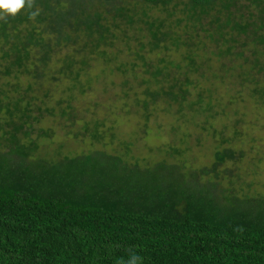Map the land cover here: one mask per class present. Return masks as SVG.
<instances>
[{
    "label": "trees",
    "instance_id": "trees-1",
    "mask_svg": "<svg viewBox=\"0 0 264 264\" xmlns=\"http://www.w3.org/2000/svg\"><path fill=\"white\" fill-rule=\"evenodd\" d=\"M65 2L36 0L35 19L24 10L0 20V264H121L131 253L142 264H264V195L217 188L234 149H217L210 166L185 169L165 158L130 160V142L122 140L127 150L116 154L54 159L39 148L52 133L42 121L54 111L45 82L66 80L84 92L97 77L94 61L123 73L140 60L149 103L166 96L177 118L191 119L211 104L204 100L211 88L194 73L211 55L236 56L248 66V97L264 109V0H142L140 9L117 6L111 16L87 0ZM203 38L214 44L208 55ZM123 50L131 59L114 61ZM191 84L195 99L186 101ZM68 100H57L67 101L57 114L73 119ZM142 103L147 116L148 99ZM80 127L74 133L92 143L115 137L96 117ZM170 147V157L182 153Z\"/></svg>",
    "mask_w": 264,
    "mask_h": 264
},
{
    "label": "rangeland",
    "instance_id": "rangeland-1",
    "mask_svg": "<svg viewBox=\"0 0 264 264\" xmlns=\"http://www.w3.org/2000/svg\"><path fill=\"white\" fill-rule=\"evenodd\" d=\"M59 1L62 2V6H68L65 4L66 0ZM87 3L92 10L97 8L104 15L110 16L113 15V9L117 6L127 7L126 9L133 11L145 6L142 0L104 2L87 0ZM152 12L157 13V10L153 8L150 13ZM201 35L202 32L200 37ZM202 41L208 44L203 50L207 55L210 54L213 42H210L208 38H203ZM116 43L121 44L120 39H116ZM129 43L133 41L130 40ZM240 50L241 48L238 47L234 49L236 52ZM243 51L246 55L250 53L247 48ZM125 53L126 51L123 50L114 61L131 59V56ZM200 53L204 55L203 52ZM209 58L206 65L200 67L194 75L195 80H200L205 83V86L211 88V91L204 95L205 102L210 99L211 104L208 111L191 119L177 118L179 115L177 106L166 96L156 95L155 101L149 103L152 97L145 96L146 85L141 82V78L148 74H144L140 60H135L137 65L133 66V72L129 71L127 65V71L123 72L124 74L116 71L113 73L109 67L104 66L105 63L103 65L101 62L94 61L91 66V75L97 77L91 81L90 87L85 88L84 92L79 85L70 84L72 86H69L66 80L59 84L48 79L43 89L47 90L48 106L53 107L54 111L52 116H46L47 119L42 121V125L50 128L52 133L47 138L39 139L40 150L54 159H60L65 155L96 153L100 150L116 154V152L127 150L122 144L128 141L130 142L129 145L127 144L130 160L145 164L165 158L169 162L175 160L185 169H200L212 164L214 152L217 149L231 148L235 151V157L223 162L226 171L219 168L216 179L220 184L217 188L231 186L238 196L241 194L264 195V109L260 104L254 103L255 101L249 98V92L247 93L249 86H252L248 81V74L247 76L243 74L248 66H244L240 59H236V56L229 55L220 59L211 55ZM136 71L138 75L135 74ZM199 73H203L204 76L200 78ZM263 74L264 72H260V75ZM256 78L261 80L262 76H256ZM23 80L25 81L24 78ZM153 85H150V90L156 89L157 86ZM195 87L193 84L189 87L186 101L195 99ZM40 88L41 92H44L42 87ZM68 93L72 94L69 100ZM61 98L73 105L71 109H67L70 113L73 112L71 116L73 119H68L67 115L57 114L59 107H65L67 104V101L57 103V100ZM143 98L148 99L149 103L147 116L142 115L145 112ZM138 99L142 101L138 102ZM183 108H186V104ZM43 114L47 115L46 112ZM209 114L214 116L211 118ZM89 117L98 118L103 123V128H110L115 133L109 145L104 144V140L97 143L83 140L82 136L74 133L81 129V121ZM37 127L39 124L35 123L34 128ZM170 146L181 150L182 153L170 157L167 153V151L169 153L173 151ZM197 180L202 182L206 179L200 173Z\"/></svg>",
    "mask_w": 264,
    "mask_h": 264
},
{
    "label": "clouds",
    "instance_id": "clouds-1",
    "mask_svg": "<svg viewBox=\"0 0 264 264\" xmlns=\"http://www.w3.org/2000/svg\"><path fill=\"white\" fill-rule=\"evenodd\" d=\"M24 10H27L30 19H35L40 13L36 0H0V20L6 22L9 17L15 18ZM142 259L140 255L131 253L121 264H142Z\"/></svg>",
    "mask_w": 264,
    "mask_h": 264
}]
</instances>
